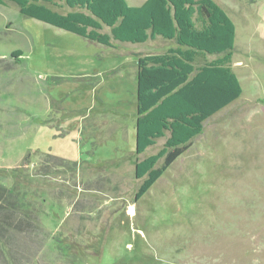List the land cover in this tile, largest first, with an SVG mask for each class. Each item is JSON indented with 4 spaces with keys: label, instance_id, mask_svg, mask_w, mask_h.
Masks as SVG:
<instances>
[{
    "label": "rangeland",
    "instance_id": "obj_1",
    "mask_svg": "<svg viewBox=\"0 0 264 264\" xmlns=\"http://www.w3.org/2000/svg\"><path fill=\"white\" fill-rule=\"evenodd\" d=\"M126 1L139 6L145 0ZM215 1L236 25L232 68L243 93L205 123L203 134L137 201L136 108L129 112L137 98L136 53H164L177 42L113 40L108 49L24 16L13 2L0 4V184L13 188L15 171L28 182L21 188L43 205L49 234L28 264H264V0ZM60 3L55 9L71 10ZM16 50L18 58L11 55ZM216 57L201 54L194 64ZM111 64L125 89L113 96L125 115L90 109L100 93L77 85L79 69ZM164 142L158 139L141 157ZM45 153L81 161L73 170ZM66 237L79 245L78 256Z\"/></svg>",
    "mask_w": 264,
    "mask_h": 264
},
{
    "label": "trees",
    "instance_id": "obj_2",
    "mask_svg": "<svg viewBox=\"0 0 264 264\" xmlns=\"http://www.w3.org/2000/svg\"><path fill=\"white\" fill-rule=\"evenodd\" d=\"M7 1L17 4L24 16L106 47L114 48L113 40L145 43L157 36L177 42V47L164 53L136 54L137 155L165 138L157 153L136 160L135 177L142 179L136 201L203 133L207 119L243 93L232 68L236 25L215 0H145L139 6H131L126 0H0V4ZM60 2L71 10L64 13L55 9L62 8ZM105 27L110 32H104ZM201 54L218 57L197 67L194 61ZM11 55L18 58L22 52L16 50ZM42 156L56 157L48 153ZM56 158L73 170L79 165ZM14 175L13 188L0 184V264L35 262L49 240L42 223L43 205L28 189L21 188L28 182L17 171ZM65 241L70 252L73 248L72 255L78 256L79 245L69 237Z\"/></svg>",
    "mask_w": 264,
    "mask_h": 264
},
{
    "label": "crops",
    "instance_id": "obj_3",
    "mask_svg": "<svg viewBox=\"0 0 264 264\" xmlns=\"http://www.w3.org/2000/svg\"><path fill=\"white\" fill-rule=\"evenodd\" d=\"M70 11V10H69ZM68 12V11H67ZM67 12H64V13H67ZM114 43V42H113ZM146 43V42H145ZM134 44H142V43H134ZM101 45V44H100ZM116 46V44H114V47ZM108 49H111L113 47H107ZM110 51V50H109ZM109 51L106 50L105 52L102 53V56L103 58L106 57L108 58V54H109ZM79 54L80 56L78 57L79 59L81 57L86 56V57H93V56H87L85 54H81V53H77ZM136 54H149V53H136ZM137 60H138V57H136ZM118 68L117 67V64H111V65H108L104 68H100L101 70L99 71H90V73L88 71H86V69H79L81 71H78L77 72V75L79 76H82V77H79V82H77L78 86L80 87H83L85 89H89L91 90V92L97 96V94H99V96H101V99L100 100H94V104L92 107H90V109L92 108H105L107 110H110V109H117L116 112L122 114V115H125L124 112L127 110L125 109L124 105L120 106L119 104H117L116 102V99H118L117 97L118 96H122V95H125V89L124 87L121 85L120 82H115V75L113 73V71ZM92 73V74H91ZM74 74V73H73ZM89 75H92V76H89ZM103 76V77H101ZM82 78H86V80H83ZM94 78V79H92ZM111 78V79H109ZM91 79V80H89ZM122 79V78H121ZM83 80V81H82ZM125 86V85H124ZM136 93H137V86H136ZM115 94H118L117 97H113ZM121 94V95H120ZM134 98V97H132ZM237 101V100H236ZM228 107V106H227ZM225 107V108H227ZM135 108H136V112H137V98H136V106H135V103L133 102L132 106H130L129 108V112L134 114L135 112ZM224 108V109H225ZM222 109V110H224ZM222 110H220L219 112H217L216 114H214L213 116L217 115L218 113H220ZM213 116H211L210 118H212ZM209 118V119H210ZM207 119V121L209 120ZM70 120H68L67 122H65L66 124L69 123ZM206 121V122H207ZM205 122V123H206ZM73 126V125H72ZM205 128V127H204ZM75 130L78 132L79 130V127H76ZM135 132H136V129H135ZM203 133H201L200 135H202ZM200 135L196 136L195 138L199 137ZM77 138L79 139L80 135L79 133L76 135ZM194 138V139H195ZM194 139L192 140V142H194ZM90 140H93L92 138H90ZM191 142V143H192ZM151 147V146H150ZM149 148V147H148ZM147 148V149H148ZM146 149V150H147ZM146 152V151H145ZM144 152V153H145ZM158 152V151H157ZM156 152V153H157ZM135 153H136V149H135ZM142 153V154H144ZM142 154L140 155H137V153L135 154L136 156L134 157V162H136L137 159L139 160H143L145 158H142ZM155 154V153H154ZM150 156V155H149ZM148 156V157H149ZM65 158V157H64ZM78 157L77 156H73V159L71 158V160H75V161H81L77 159ZM147 158V157H146ZM69 159V158H68ZM85 161V160H84ZM90 164V163H89Z\"/></svg>",
    "mask_w": 264,
    "mask_h": 264
}]
</instances>
